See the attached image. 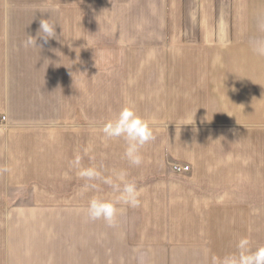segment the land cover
<instances>
[{
	"label": "crops",
	"instance_id": "obj_1",
	"mask_svg": "<svg viewBox=\"0 0 264 264\" xmlns=\"http://www.w3.org/2000/svg\"><path fill=\"white\" fill-rule=\"evenodd\" d=\"M111 3L90 22V0H0V264H213L264 245V0ZM40 19L56 37L24 47ZM124 106L153 131L139 166L101 131ZM88 167L137 186L115 228L84 216L118 195L84 191Z\"/></svg>",
	"mask_w": 264,
	"mask_h": 264
},
{
	"label": "clouds",
	"instance_id": "obj_2",
	"mask_svg": "<svg viewBox=\"0 0 264 264\" xmlns=\"http://www.w3.org/2000/svg\"><path fill=\"white\" fill-rule=\"evenodd\" d=\"M55 25L48 19H40L36 36H26L23 46L38 47L37 38L42 39L44 43L55 38ZM254 50L257 55H264V46L258 45ZM101 131L106 138H122L125 141L124 157L133 166H139L142 163L140 149L154 139L149 122L140 117L131 106H124L118 112L113 113L103 123ZM72 163L79 166L80 157L77 156ZM77 175L88 182L83 186L84 191L96 187L93 181L102 180L104 184L111 186L118 193L114 199L104 196L90 198L82 210L88 221H103L107 227L115 228L118 226V216L126 211L125 207H117L118 204L131 208L140 205L137 186L127 179V173L123 170L114 173L115 181L112 177L102 176V173L95 167L80 168ZM235 249L234 252L221 257H213V264H264V245L253 250L248 238L242 237L237 241Z\"/></svg>",
	"mask_w": 264,
	"mask_h": 264
},
{
	"label": "rangeland",
	"instance_id": "obj_3",
	"mask_svg": "<svg viewBox=\"0 0 264 264\" xmlns=\"http://www.w3.org/2000/svg\"><path fill=\"white\" fill-rule=\"evenodd\" d=\"M105 3V4H104ZM104 4V5H103ZM109 6L110 10L112 9L111 0H90V22L95 21H112L114 18L111 14L107 15H96L97 11L102 10V7L100 6ZM99 8V9H98ZM218 21H224V15L218 16Z\"/></svg>",
	"mask_w": 264,
	"mask_h": 264
},
{
	"label": "built area",
	"instance_id": "obj_4",
	"mask_svg": "<svg viewBox=\"0 0 264 264\" xmlns=\"http://www.w3.org/2000/svg\"><path fill=\"white\" fill-rule=\"evenodd\" d=\"M3 120V118H2ZM173 170L177 173L179 172H187L189 170V166L185 165V166H180V165H177V164H174L172 166Z\"/></svg>",
	"mask_w": 264,
	"mask_h": 264
}]
</instances>
